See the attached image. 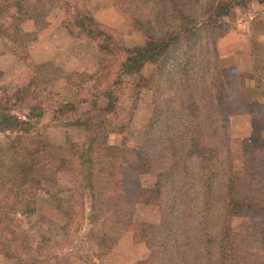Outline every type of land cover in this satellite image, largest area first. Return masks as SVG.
<instances>
[{
    "label": "trees",
    "instance_id": "trees-1",
    "mask_svg": "<svg viewBox=\"0 0 264 264\" xmlns=\"http://www.w3.org/2000/svg\"><path fill=\"white\" fill-rule=\"evenodd\" d=\"M27 1L0 0V36L22 43L6 30L24 21L11 11L23 12ZM203 1L126 0L138 10L135 20L148 34L143 43L126 45L122 76L114 82L126 79L120 94L109 84L104 105L94 101L74 115V101L57 106L56 117L65 119L62 125L83 132L81 142L74 144L72 193L55 196L66 217L62 242L44 236L32 244L16 232L17 214L37 209L39 181L32 182L27 170L39 164L48 146L47 138L36 133L45 108L32 92L33 80L17 100L0 96V131L13 134L7 140L13 154L9 160L0 146L1 253L26 264H69L67 251L74 242L86 244L93 257L95 247L100 254L108 251L123 227L148 247L144 264H264V138L246 156L244 168L235 170L227 135L231 114L262 118L264 100L241 96L237 74L217 64L216 42L206 60L212 64H193L202 48L209 50L208 41L199 36L209 33L212 38L217 18L246 0ZM74 13L76 36L86 34L100 51H109L113 38L90 11ZM15 51L19 55V46ZM181 53L186 63L175 64ZM148 91L151 112L135 146L136 162L130 163L107 151L108 140L112 132L131 126L141 94ZM18 102L28 103L24 117L14 112ZM141 204L158 207L160 218L138 220ZM238 216L257 221V230L235 229L232 220ZM74 230L86 233L73 238Z\"/></svg>",
    "mask_w": 264,
    "mask_h": 264
},
{
    "label": "rangeland",
    "instance_id": "rangeland-1",
    "mask_svg": "<svg viewBox=\"0 0 264 264\" xmlns=\"http://www.w3.org/2000/svg\"><path fill=\"white\" fill-rule=\"evenodd\" d=\"M80 8L89 10L101 28L112 36L109 51H100L85 33L77 37L79 30L71 29L74 12ZM11 12L24 19L18 28L11 26L6 30L11 36L17 35L16 38L22 39V43L12 42L16 48L19 46L21 52L18 55L15 49L14 53L17 56L21 54L24 58L28 56L29 59L24 60L26 64H22L26 65L25 69L20 64L11 67L10 64L16 63L8 55L0 57V66L4 69L0 96L9 94L13 100H17L22 94L23 86L33 80L32 92L37 99L40 98L41 105L45 108L44 114L39 118L36 133L48 140V146L39 164L27 170L32 182L39 181L38 209L28 216L17 214L20 227L16 228V232L32 244L44 236L57 241L61 239L62 242L65 232L60 230L59 226L66 217L63 212L53 207L58 202L52 195L58 191L65 194L61 196L72 192V174L77 165L74 144L81 142L83 132L78 126L62 125L64 123L61 120L65 119L57 118L60 114H57L56 108L63 101H74L76 108L70 111L71 115H74L80 110L90 108L94 101L104 105L106 99L103 94L109 84L115 86V94H120L119 85L124 84L126 79L117 84L114 82L122 76L120 63L126 56V45L143 43L148 30L144 24L139 25L136 22L137 15L134 13L138 10L132 4L127 5L126 0H29L23 9L24 13L16 9ZM217 19L218 28L212 38H207L209 33L199 36L203 43L208 41L209 50L202 48V53L196 51L198 55L195 56L196 61L193 64H212L206 60L210 58L212 44L216 42L219 55L217 64L237 74L241 96L244 99L259 97L264 100V3L246 0L245 4L236 5L228 14ZM185 63V54L181 53L175 64ZM15 68L17 72L14 71ZM144 93L141 94L142 101L133 114L131 126L123 132H112L108 140L107 151L125 156L130 163L136 162L135 146L141 140L142 131L151 112V93ZM125 98L126 95H122L120 102H124ZM27 111L26 102H18L14 109V112L22 117ZM244 122L234 119L232 124L230 119L227 128L229 145L233 141L236 145L233 150L230 146L235 170L244 168L246 156L264 138L253 140L251 135L243 138L245 133L242 127L246 124ZM11 136L13 134L0 131V146L4 147L6 160L13 156L7 149V140ZM74 194L77 196L78 193ZM138 206V220L155 221L160 218L159 209L155 205ZM232 225L237 230H257L258 222L238 216L233 218ZM122 230L126 229L119 227L118 232ZM60 233L63 234L62 238ZM81 233L84 232L74 230L71 234L73 238H80ZM69 240L70 236L66 242ZM68 248L69 264H95L90 262L89 258H93L96 264H144L149 254L144 242L134 240L133 233L129 230H126L125 237L113 250L109 249L100 254L99 248L95 247L93 257L89 254L86 244L81 242H74ZM0 264L26 263L6 257L0 252Z\"/></svg>",
    "mask_w": 264,
    "mask_h": 264
},
{
    "label": "crops",
    "instance_id": "crops-1",
    "mask_svg": "<svg viewBox=\"0 0 264 264\" xmlns=\"http://www.w3.org/2000/svg\"><path fill=\"white\" fill-rule=\"evenodd\" d=\"M42 35L44 36V34H42ZM12 42L13 41L8 39L7 37L4 38V37L0 36V57L7 56V55L9 57H11L12 61L14 63H16V64H10L11 67L13 65L26 64L24 62V60L20 59L19 56H17L14 53V50L16 49V46H13ZM23 67L26 69V65H24ZM27 68H29V67L27 66ZM14 71L17 72L16 68L14 69ZM3 75H4V69H2V66H0V88H1L2 81H3ZM12 77L16 78L17 75H12ZM230 119H231V123L232 124H233L234 119H239V120H244L245 121L244 123H246V124H244L243 127H242V129L244 130V133H245V136H243V138L246 137V135H251L250 137L251 138L253 137L254 138L253 140H257L258 138H263L264 137V117L256 118V117L252 116L251 114H249L247 112H236V113L231 114ZM230 146H231L232 150L235 149L236 145H234V141L230 144ZM71 182H72V180H71ZM70 188H72V186H70ZM38 193H39V191H38ZM56 195L59 196V195H65V194H63L62 191H58L57 194L52 195V196H56ZM37 197H38V195H37ZM53 207L55 209H57L58 211L62 212V209L58 206V203L55 204ZM37 209H38V202H37ZM37 209H36V211H37ZM25 216H28V215H25ZM65 222H66V220L62 219L61 224L59 226L60 230L61 229L64 230ZM116 234H118V239H117L116 243L110 248V250H113L116 247V245L119 243V241H121L122 238L125 237L126 230H122V232H116ZM62 236H63V234L60 233V237L61 238H62Z\"/></svg>",
    "mask_w": 264,
    "mask_h": 264
}]
</instances>
